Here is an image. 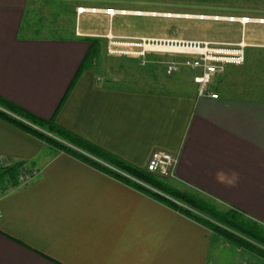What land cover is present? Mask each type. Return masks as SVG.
Listing matches in <instances>:
<instances>
[{"label":"crops","instance_id":"0c3cea01","mask_svg":"<svg viewBox=\"0 0 264 264\" xmlns=\"http://www.w3.org/2000/svg\"><path fill=\"white\" fill-rule=\"evenodd\" d=\"M45 1L0 0V97L135 168L145 169L155 151L172 153L173 186L264 227V96L231 97L217 85L210 90L218 99L200 97L199 73L190 70L163 90L101 82L96 65L81 70L95 40L177 38L142 37L124 21L154 12L103 13L134 7L129 0H58V9L73 15L71 29L41 10ZM245 5L250 13L241 17L264 20L256 15L264 1ZM81 8L100 12L79 14ZM44 16L53 26L42 25L41 36L24 31ZM256 25L254 41H247L248 25L239 40L220 41L244 38L248 66L264 64V24ZM20 164L0 182V264H217L227 248L194 217L0 118V175ZM28 168L37 176L21 184Z\"/></svg>","mask_w":264,"mask_h":264},{"label":"rangeland","instance_id":"374dc122","mask_svg":"<svg viewBox=\"0 0 264 264\" xmlns=\"http://www.w3.org/2000/svg\"><path fill=\"white\" fill-rule=\"evenodd\" d=\"M128 0H125V2ZM130 4H133L134 7L129 8H116L119 11H134V12H147V13H163V14H178V15H188V16H207V17H238L243 16V12L246 14L250 13V9H246V2L250 4H259L264 0H129ZM45 5L41 7L43 12L51 13V16H54V12L59 15L58 18L65 20L67 29L73 28L74 20L71 18L73 15L68 12V9H58V0L45 1ZM49 5V7H48ZM51 6H53L51 8ZM255 7V6H253ZM257 7V6H256ZM263 9L262 7H257ZM78 10V9H77ZM98 10V9H88ZM106 10V9H105ZM253 10V9H252ZM249 11V12H248ZM152 15V14H151ZM254 15V14H252ZM256 15L264 16V11H259ZM35 21V17L32 16ZM201 18V17H200ZM199 18V19H200ZM48 17L37 18L36 22L38 24H25V30L27 34H32L33 36H41L43 34L40 31L41 26L51 27L52 23L47 21ZM199 19H185V18H175L169 17L164 18L161 16L154 17H145V18H126L125 22L130 21L132 24L137 25V33L142 37H158V38H177L185 40H208V41H234L239 40L243 35V29L241 26L230 23L228 21L220 20H199ZM115 25L117 24L118 19L115 20ZM123 21V19L121 20ZM73 26V27H72ZM39 28V30H32ZM257 27H260L256 24H250L246 27V38L247 41H254L253 38H256L261 35V30ZM70 28V29H71ZM49 31H51L49 29ZM50 34L56 35V33L49 32ZM58 36V35H56ZM111 34H107L103 42L96 41L94 46L96 49L99 48L101 44V49L99 51V57H97L96 67L100 75L101 82L113 83L114 85L130 88H139V89H155L163 90L167 89L171 82L176 81V76H184L187 73L184 70H189L182 68V70L173 75L167 76L166 69L169 63L172 61L182 62L184 57L177 56V59L173 55L161 54V53H152L145 52L144 55H132V52H144L142 49L135 48L130 46L132 41L139 38H119L109 37ZM144 39V38H142ZM148 39V38H146ZM94 41V40H93ZM94 47V48H95ZM98 51V50H97ZM117 52V53H114ZM175 58V59H174ZM264 63V58L262 59ZM255 62V60L253 61ZM192 71V70H190ZM180 74V75H179ZM219 85L222 89L227 92L231 97H240L243 98V95L253 96V97H262L264 96V64L261 65L255 63L252 65H241L236 67H229L223 74H220L212 82L211 87ZM23 122H26L22 120ZM27 125L32 126L33 128L42 131L44 136H47L51 140L61 142L64 145L67 143L48 133L46 130H40L36 126L26 122ZM42 139L41 137H39ZM55 146L54 144H49ZM57 147V146H56ZM61 149V148H59ZM62 152H65L64 149H61ZM24 172H30L32 170L23 169ZM28 175V174H26ZM122 177L130 179L129 181L134 182L135 179L136 187L133 183H128L133 186L135 189L150 195L152 198L157 199L159 202L165 205H173L177 207L178 211L181 213H195L197 217H201L205 220L207 217L200 214V212L194 211L192 208L196 207L195 205H190L192 208L187 206V201L181 200L175 195L169 193L168 190L151 186L149 183L141 181L137 178L132 179V176H128L125 173H120ZM153 176V175H152ZM132 177V178H131ZM157 178V177H155ZM159 178H157L158 180ZM20 182V177L18 178ZM159 181L166 184L168 187H174L179 190L181 194L184 195H193L195 198L202 200L206 203H210L205 200L201 195L190 190L189 188H178L173 186L172 180H162ZM142 187V189H140ZM1 191V187H0ZM185 202L187 204H185ZM210 205L215 206L218 210L226 211V208L216 206L213 203ZM193 210V211H192ZM190 215V214H189ZM217 234V233H216ZM222 237V241L227 244V248L221 249L220 258L217 259V264H264V256L262 254H257L248 248H237L229 243L222 235L217 234ZM227 242V243H226ZM243 249V250H242Z\"/></svg>","mask_w":264,"mask_h":264},{"label":"trees","instance_id":"16d2710c","mask_svg":"<svg viewBox=\"0 0 264 264\" xmlns=\"http://www.w3.org/2000/svg\"><path fill=\"white\" fill-rule=\"evenodd\" d=\"M94 47L95 46L92 44L91 50L88 52L81 65V70L91 68L96 65L97 60L95 59L98 57L99 51H97L96 47ZM0 118L13 125H17L38 137H41L49 144L51 143L58 148L64 149L65 152L78 157L85 162H88L94 167L114 174L116 177L125 182H128L130 184L133 183L135 186L137 185L136 187H138V184H136L134 178L147 182L151 186H156L168 190L169 193L175 195L174 197H177L178 200L181 199L187 201L188 204L186 202L185 204H187V206H189L190 208H192L190 205H195L196 207H193L192 209L194 211L200 212V214L207 217V219L209 220L207 221L203 219L204 217H197L194 215L195 213H189L190 216L194 217L207 227L211 228L213 232L222 235L233 246L237 248L245 247L249 250L257 252V254H262L264 256V227L245 218L237 211L232 209L221 211L218 210L215 206L210 205V203H212L210 200L204 198L205 200L210 202L206 203L195 198L191 194H181L178 189L170 186L168 187L166 184L159 181V179L157 180L155 176L147 173L145 169L135 168L113 157L112 155H109L101 151L100 149H97L96 147L86 142L84 139L80 138L77 135H74L68 130L63 129L55 123L54 119L48 122L43 121L30 114L29 112L23 110L22 108L8 102L2 97H0ZM22 120L32 124L33 126H36L40 130H46L48 133L57 138H60V140L67 143L68 145L66 146L61 142L51 140L47 136H44L42 131L40 132L32 126L27 125V123L23 122ZM21 167H23L22 164H20L19 166L11 167L10 169H2L0 182L4 181V177L6 176V174L13 171H18V169H20ZM121 172L127 174L128 176H132L133 178H131L134 179V182L129 181L130 179L126 177H122L120 175ZM140 189H142V187ZM170 207L178 211L177 207L173 206L172 204L170 205Z\"/></svg>","mask_w":264,"mask_h":264},{"label":"built area","instance_id":"2783aa9c","mask_svg":"<svg viewBox=\"0 0 264 264\" xmlns=\"http://www.w3.org/2000/svg\"><path fill=\"white\" fill-rule=\"evenodd\" d=\"M87 9H78V13L87 12ZM93 13L100 11L92 10ZM109 17L116 15H127V11H119L115 9H106L103 11ZM137 15L143 13L137 12ZM154 16H160L153 13ZM171 17V15H167ZM204 17H201V20ZM215 21H228L230 23H238L245 27L250 24H264L263 19H253L250 17H213ZM130 46L142 49L141 53L132 52V55L141 56L145 52L169 54L175 57L182 56V62L172 61L166 69L167 76H173L179 73L182 68L197 71L199 74L194 77V82L198 85L200 97H210L218 99L219 96L210 90L212 82L215 78L223 74L227 68L244 65L247 59V50L250 45L242 38L236 43H222L213 41H195L184 39H135ZM114 53H117L114 51ZM178 162V158L169 152L155 151L151 154L150 159L145 167L147 173L162 179L168 180L174 177V171ZM32 172V171H31ZM28 174V175H26ZM37 173L24 172L20 174V183H28ZM1 195V193H0ZM2 212L0 210V221Z\"/></svg>","mask_w":264,"mask_h":264}]
</instances>
